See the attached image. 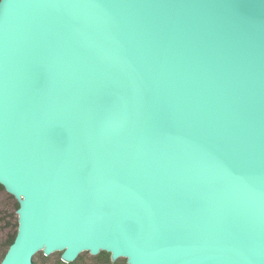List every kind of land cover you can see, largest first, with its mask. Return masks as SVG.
<instances>
[{
    "label": "water",
    "instance_id": "1",
    "mask_svg": "<svg viewBox=\"0 0 264 264\" xmlns=\"http://www.w3.org/2000/svg\"><path fill=\"white\" fill-rule=\"evenodd\" d=\"M0 264H264V0H1Z\"/></svg>",
    "mask_w": 264,
    "mask_h": 264
},
{
    "label": "rangeland",
    "instance_id": "2",
    "mask_svg": "<svg viewBox=\"0 0 264 264\" xmlns=\"http://www.w3.org/2000/svg\"><path fill=\"white\" fill-rule=\"evenodd\" d=\"M10 195L11 194L9 192H7V190L5 192L4 191L3 192H0V205L2 207L6 208L5 211L8 210L9 212H12V211H14V202L15 201L18 202V200L15 197H11ZM17 210L15 212V215L18 217ZM17 221L19 222V217L17 218ZM14 222H16V220ZM5 226H7V225H5L4 221L3 222L0 221V241H2L3 239H5V237L7 236L8 229L4 228ZM15 240H16V238H15ZM15 240H14V242H15ZM11 245L9 246V248H7L8 249L7 252L9 251ZM102 251H105V250H101L98 254H100ZM7 252H6V254H7ZM42 252L43 251H39L35 255L34 262L37 261L40 264H60L59 263V260L62 259V256L60 255L62 253L61 251L53 252L52 254H50L48 256L47 259H45L44 256H42V257L39 256ZM6 254H5V256H6ZM82 254H83V256L80 257ZM5 256H4V258H5ZM95 256L96 255L91 254V252H89V251L81 252L79 254V256H78L80 258L79 259L77 258L78 259V262L76 264H102L101 262H99L95 258ZM126 259L127 258L120 257V258H118L114 262H118V264H128V261Z\"/></svg>",
    "mask_w": 264,
    "mask_h": 264
},
{
    "label": "trees",
    "instance_id": "3",
    "mask_svg": "<svg viewBox=\"0 0 264 264\" xmlns=\"http://www.w3.org/2000/svg\"><path fill=\"white\" fill-rule=\"evenodd\" d=\"M3 191L5 192L6 188L0 183V192H3ZM10 196L14 197L13 195H10ZM18 208H19V203L16 201L14 202V211L12 212H9L8 210L5 211L6 208L0 205V221L2 222L4 221L5 225H7L4 228L8 229L7 236L5 237V239L0 241V263L3 261V258L8 250L7 248H9V246L14 242L17 236V233H18L19 222L17 221L18 217L15 215V212ZM15 220L16 222H14ZM60 255L62 256V253ZM39 256L41 257L44 256L45 259L48 258V256L44 255V252H42ZM82 256L83 254L80 257ZM80 257H78V259ZM95 258L102 264H118V262H114L112 260V254L108 251H102L100 254L96 255ZM78 259L70 263H66L62 259H60L59 263L60 264H76L78 262ZM34 264H40V263L35 261Z\"/></svg>",
    "mask_w": 264,
    "mask_h": 264
},
{
    "label": "bare ground",
    "instance_id": "4",
    "mask_svg": "<svg viewBox=\"0 0 264 264\" xmlns=\"http://www.w3.org/2000/svg\"><path fill=\"white\" fill-rule=\"evenodd\" d=\"M79 256V255H78Z\"/></svg>",
    "mask_w": 264,
    "mask_h": 264
}]
</instances>
